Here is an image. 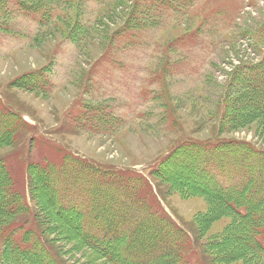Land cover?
I'll use <instances>...</instances> for the list:
<instances>
[{
    "label": "rangeland",
    "instance_id": "obj_1",
    "mask_svg": "<svg viewBox=\"0 0 264 264\" xmlns=\"http://www.w3.org/2000/svg\"><path fill=\"white\" fill-rule=\"evenodd\" d=\"M3 1L0 24L7 22L11 34L0 35V108L11 106L26 126L0 143V175L30 197L26 212L10 219L9 226L35 229L45 245L42 254L51 261L108 264L43 205L36 186L29 185L31 195L27 187L34 177L31 163H64L71 157L146 183L133 197L144 196L150 212L164 214L166 224L172 218L186 232L177 242L180 260L193 252L202 264H263L239 250L244 247L238 243L211 245L241 221L205 197L186 193L168 178L177 164L164 163L175 155L174 148L193 141L234 140L264 152V116L243 121L244 104L232 93L240 84L238 65L264 57V0H193L183 10L160 8L155 24L124 34L125 39L116 33L141 0H54L62 16L40 30L17 5ZM77 31L83 33L81 41H65ZM48 65L50 88L20 86L23 76ZM75 168L76 175L85 169ZM81 182L73 189L64 184L60 191L82 200L79 188L87 187ZM125 187L120 182L116 190ZM101 200H95L97 208L108 204ZM129 215L136 217L133 210ZM150 236L144 242L154 244L158 233Z\"/></svg>",
    "mask_w": 264,
    "mask_h": 264
},
{
    "label": "trees",
    "instance_id": "obj_2",
    "mask_svg": "<svg viewBox=\"0 0 264 264\" xmlns=\"http://www.w3.org/2000/svg\"><path fill=\"white\" fill-rule=\"evenodd\" d=\"M5 1H3V5ZM143 1L140 5H136V11L131 18L119 28L116 38L117 36L124 38V34L127 35L133 30L142 31V29L157 22L156 8L147 1L143 5ZM18 2L23 9L32 11L36 8L37 11H41L43 7L57 6L54 0H18ZM152 7H154V12ZM1 26L3 24H0V28ZM249 64L242 63L241 65L248 66ZM250 69L253 70V78L256 80L251 86L252 91L245 90L247 87H245L243 80L238 89L237 87L232 89V93L236 90L235 95H239L238 100L241 99L240 102L244 104L245 111L241 113L244 115L243 121H246L247 116H259L257 106L264 102V58L259 63L249 67L248 71ZM238 72L241 71L238 69ZM41 75L42 71L40 70L31 72L23 76L19 80V84L23 89L36 91L41 85L46 84V81L41 80ZM241 78L239 77L240 80ZM233 108L235 109L236 106ZM91 109L93 110L92 107ZM24 126L26 125H24L23 119L17 113L0 108V143L6 141L9 136ZM215 142L214 147L218 146L216 148L217 153L225 155L227 151L231 153L233 159L239 161L244 160L243 156L249 150L247 143H243L240 151L238 146L241 144L234 140H217ZM211 143L212 141H193L174 148L172 153L176 152L175 155L172 156V159L171 157L168 158L169 161L164 163V165L169 166L171 163L177 164L174 169H170L168 178L175 184L182 185L181 187H184L182 189L186 193L205 197L221 213L233 215L241 221L238 226L232 229L231 233L222 235L210 242L213 247L225 245L224 240L232 242V245L238 243L235 246L244 247L238 248L239 250L245 251L252 258L258 257L264 264V245L260 243L264 242V177L259 179L253 174H249L247 178V172L244 171L242 176L244 180L247 179L248 192L235 186L224 189L217 185L218 181L216 182V180H219L220 177H229V171L224 164L218 163V161H216L218 164H215L211 158L210 151L213 149ZM197 144L201 147H196ZM190 148L196 149L192 152L188 150ZM30 165H32L34 177L31 174L33 181L31 179L29 182L27 181L29 192V185L32 183L37 187V195L43 205L50 209L62 225L70 229V232L83 247H86L90 253H94L100 259H104L108 264H175L177 262L187 264L188 259L197 258L196 254L191 252L180 260V257L177 256H180L182 249L177 241L182 238V233L178 230L181 234L179 239L177 228L170 219L171 224H166L164 214L159 213V211L150 212L146 204H143L146 200L142 198L144 196H138L137 199L133 197L134 191L142 185L146 187V183L126 174L118 176L116 171L110 173L109 170L100 166H94L71 157H65L64 163L39 159ZM76 165L85 167L81 175L75 174L78 171V168H75ZM165 171H167L166 168ZM60 175L64 178H60ZM110 175H113L111 180L108 178ZM5 177L0 175V264H46L43 263L44 259L49 264H55L54 261L61 264L59 258L56 257V260L52 258L51 261L42 254L45 245H43L41 235L35 229L26 228L24 223L18 224L14 228L9 226L8 221L10 219L26 212L30 197L26 198L21 191L12 189L9 179ZM60 179H67L64 184L69 183V189H73L76 185L79 186L77 181L82 180L81 185L87 187L90 196L86 193L87 196L85 195L82 201L72 197L79 201L76 202V200L68 199L65 196L66 193L71 192L66 191L58 198L56 195L59 191ZM6 180L8 182L5 183ZM120 182H125L126 187L117 191L116 186ZM211 182L214 184L211 185ZM6 194L13 197L15 202L9 203ZM91 197L94 198V201L99 200L100 202H103L101 199H104L108 204L103 203L100 208L93 205L87 211H80L86 207V202ZM152 198L154 200V197ZM21 199L24 207L21 205ZM153 200L151 199V201ZM141 205L143 206L138 209ZM132 210L136 215L135 219L130 218L129 214ZM137 226L141 232L136 231ZM153 233H158L154 244L145 243L144 241L150 238Z\"/></svg>",
    "mask_w": 264,
    "mask_h": 264
}]
</instances>
